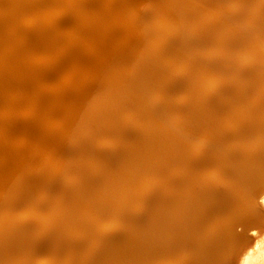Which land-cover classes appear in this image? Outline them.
Segmentation results:
<instances>
[{
	"label": "bare ground",
	"instance_id": "bare-ground-1",
	"mask_svg": "<svg viewBox=\"0 0 264 264\" xmlns=\"http://www.w3.org/2000/svg\"><path fill=\"white\" fill-rule=\"evenodd\" d=\"M140 1L150 3L168 29L164 34H150L144 23L147 16L133 14L124 19L120 15L117 22L126 20L123 25L129 27L114 24L100 34L111 40L108 45L96 47L94 58L103 63L97 66L98 62L88 58L96 65V73L87 76L88 82L97 92L84 89L73 97L71 88L64 85L60 91L63 98L84 105L62 104L67 106L62 113H51L43 127L46 138L39 135L37 127H30L41 120L40 113L50 102L44 98L42 103L46 90L33 87L29 101L25 91L33 85L23 83L24 77L18 72L21 65L16 64L19 59L15 65L6 58L0 62V76L7 75L0 82V264H251L252 257L261 251L264 106L258 103L264 97V71L251 66L244 72L239 59L256 60L264 68V5L255 6L254 0H235L221 5L220 12L218 9L208 14L205 8L196 10L190 0ZM74 5L78 9L87 6L68 0L55 10L70 12ZM18 11L16 7L11 12L13 25L20 22L16 20ZM88 16H92L88 11L72 15L74 29L80 30L79 24ZM44 20L49 19L45 16ZM176 30L187 36L184 48L194 46L210 54L209 49H216L215 58L205 62L179 54L174 42L167 40ZM188 36L193 37L194 44L188 43ZM41 37L42 43L50 39L46 30L41 31ZM176 40L182 42L181 37ZM3 43H7L6 54L17 52L11 48L16 39L13 44L11 38ZM245 47L248 52L240 49ZM139 51L147 54L142 60L147 75L129 76L127 86L112 67L122 64V56ZM85 55L79 52L73 56L89 63ZM43 59L38 68L49 71L53 61L48 50ZM211 63H219L223 73L218 75L215 69L204 67ZM29 65L37 67L31 62ZM243 73L245 80L241 79ZM174 76L177 78L172 79ZM188 77L192 78L190 83L179 81ZM137 83L141 86H135ZM168 83L173 84L171 93L166 88ZM158 86L169 93L164 89L165 96L155 95ZM239 86L243 97L236 93ZM168 94L170 98L164 100ZM155 97L170 109L152 107ZM132 98L143 99L141 102L155 115L148 113L149 117L142 118L141 106H134ZM115 99L124 105L118 106L115 116H108L105 108ZM183 105L189 106L182 110ZM189 111L194 115L191 121ZM29 114L31 119L24 122L22 117ZM101 116L116 119L115 134L106 137L110 142L121 140L123 145L115 150L116 156L103 154L93 144L103 134L97 123ZM170 120L182 126L161 127L162 123H172ZM55 127L63 129L56 131ZM184 131H190V135ZM86 135L78 156L90 160L68 166L61 164L59 157L49 160L48 152L44 154L42 149L48 143L52 146V138L82 140ZM7 143L13 146L5 148ZM18 143L29 145L25 150L27 154L35 153L30 156L33 161L16 149ZM77 159V155L69 156L71 161ZM105 162H110L108 167L103 166ZM41 164L53 169L46 167L39 177H32V166ZM154 203L160 209L157 220L151 211ZM140 219L147 223L141 224ZM167 220L172 223L162 224Z\"/></svg>",
	"mask_w": 264,
	"mask_h": 264
},
{
	"label": "rangeland",
	"instance_id": "rangeland-1",
	"mask_svg": "<svg viewBox=\"0 0 264 264\" xmlns=\"http://www.w3.org/2000/svg\"><path fill=\"white\" fill-rule=\"evenodd\" d=\"M67 1L68 0H0V62L4 58H6L7 59L6 61H12V63L15 65L16 60L19 59V61L16 64L21 65L18 72H19V75H23L24 77L23 83L24 84L30 83L33 85V86L29 85L25 91L26 97L28 98L29 101H31L29 93L31 95L32 91H35L33 87H37L38 89L44 88L46 90L44 91V94L42 95L43 97L42 103L44 102V98H49L50 102L47 104L46 110L45 108L43 109L44 113L43 112L40 113L41 120L38 123L30 124V127H37L38 131L40 130L39 135H41L43 138L47 137V135L45 134L43 130V127L48 122L49 117L57 116L59 113H62V111H64L65 107H67L68 105L69 106H73L74 104L78 106L84 105V102H79L77 104L76 102H73L68 98H63V94H61L60 91L62 90L64 85H65V88L66 87L71 88L69 92L72 93L73 97L77 96L75 93L83 91L84 89H88V90L91 89L97 92V90H95L96 88L90 87V82H88L87 76L95 74L96 72L93 71L94 67L96 65L100 66L103 63L102 61L100 62L101 64H99V62L94 58L95 52L98 53V50H96V47L104 45V44L108 45L111 43V40H109V38H104L100 36V34L106 31L107 29H110L111 27H113L114 24L123 25L127 23L126 20H119L117 22V19L119 18L120 15L122 16L121 18H124V19L129 18L130 15H133V14H141V16H147L144 23H145V26L150 30L149 31L150 34H155V35L164 34L163 31L168 29L165 25L160 23L162 22L161 20L163 19V17L160 19L161 14L157 10H155L151 6V4L148 2L142 4L140 0H77L78 3L84 2L87 6H84L78 9L77 5L76 6L74 5L73 8H71L70 12L63 10L60 13H57L55 9L57 7H61ZM234 1L235 0H190V4L194 5V8L196 10L200 8L207 9L208 14H209L210 12H218V9L221 7V5L227 6V4L234 3ZM245 4H246V1L244 2V5ZM252 4H254L255 6L256 4L264 5V2L262 3L261 0H254L252 1ZM234 5H239V4H234ZM16 7L20 9V11H18L19 18L16 19L17 21H20V22H15L16 25H13L14 21H12L11 18H14L15 20V17L11 16V12L14 10V8L16 9ZM174 9L178 10L179 6H174ZM80 11H88V13H91L93 17L88 16V18H85V21L79 24L81 25L80 30L77 31L74 29L73 18L71 17V20L68 21L67 19H65V17H67V15L69 14L75 16L76 13H79ZM219 12H220V9H219ZM41 15H42V19H40ZM32 16H35L34 17L35 19H32ZM43 16L44 17L47 16L49 20H44ZM37 17H39V19ZM97 17H100L101 19L102 18L103 19L99 20ZM27 18L28 20H31V21H28ZM109 18L112 19L111 23L108 21ZM199 19H203V18L199 17ZM263 21L261 20L260 22L262 23ZM119 25H115V26L120 27ZM237 25H239V23ZM255 25H258V29L261 28L257 22ZM63 26H67V28H63ZM123 26L129 27V25L127 26L123 25ZM238 27L239 26H237V28ZM28 29H30L31 31H29ZM43 30H46L49 33L50 39L42 43L41 31ZM26 31L31 32V34L26 35L27 33ZM80 32H82V35L80 34ZM135 37L136 36H134L133 38ZM179 37L182 38V42H178L176 40ZM185 37L187 36L182 30H176L175 33L167 37L169 38L167 40L168 42H170L171 40L174 42L173 45L180 52L179 54H184L185 56L190 57L192 59L195 58V59H200V60L207 62L208 60L212 61V59L215 58L213 55L216 53V49L208 48L209 49L208 51L212 52L210 54V52L205 53L203 51H198L194 46L193 48L191 47L190 50H187L186 48H184L183 39H185ZM8 38L12 39V44L14 40L16 39V43L12 45L11 47L12 51L14 50L17 51L16 53L6 54V44L7 43H3V42L6 41ZM188 41H189L188 43L194 44V43H191L193 41V37L188 36ZM146 42L151 43L152 40L146 39ZM195 43L198 44V39L196 40ZM16 46H19V48H16ZM240 49L244 52L249 51L246 49V47L240 48ZM45 50H48L50 54V59L53 61V66L49 71L41 70L38 68L42 64V61L44 60L43 58H44ZM79 52L80 54L86 53L85 56L87 57V60L89 63H81L80 61H78L79 57L73 56L74 54L79 53ZM242 55H245V53ZM146 56L147 54L145 52L140 53V51L137 52L136 54H126L122 56L120 58V61L122 62V64H117L115 67H112V70L114 72H118L119 81L124 80V82L127 85V78H129V76H136L138 78L146 76L148 72V68L145 66V64L142 65V60ZM88 58L95 62H98V64L96 65L91 64ZM162 60H164V58H160V61ZM243 60L239 59V62H240L239 66L242 65L241 68H244L245 70L244 72L249 70L251 66L256 67L257 70L260 72L264 71V68L261 67L262 65L258 64L256 60L255 61L249 60L246 57H244ZM30 62L33 65L35 63L37 67L30 66L29 65ZM212 64L213 63L206 64L204 65V67H207L209 69H215L217 71L215 73L218 75L223 73L224 69L221 68V65L219 63H217L216 66H213ZM202 68L203 67H201V69ZM100 71L102 75L107 79L108 75L102 69H100ZM27 72H30L29 77L27 76ZM54 73H55V76L53 75ZM6 77L7 75L0 76V82H3L2 80H6ZM31 77H34L32 81L27 80L28 78L30 79ZM175 78L177 77L174 76L172 79H175ZM242 78L243 80H245L244 73L241 75V79ZM109 80L111 81V79ZM189 80H192V78L190 77H188V79L183 78V79H180L179 81L190 83ZM179 84L180 86H182L181 83ZM135 86H141V85L137 83ZM160 88L161 87L158 86L159 90L155 92V95L159 93H162L164 95V89L166 92L169 93V91L166 90V88H168L171 93L173 90V84L168 83L166 85V88H163V87L161 89ZM142 89L148 94V91L146 90V88H142ZM90 92L88 94H90ZM240 92L241 91H240V86H239L237 88L236 93L239 95V97H243L242 94H240ZM82 93L83 95L87 96L85 91ZM115 93H116V90L114 91L113 94L108 95L105 99V102H107V100ZM169 98L170 97L168 94V96H166L164 100H168ZM64 99H66L69 102V104L68 102H65ZM76 99L77 98H73V100H76ZM139 99L141 101L143 100L141 98ZM154 99L155 100H153V102L151 103L152 107L156 109L162 108L164 111L167 109H170L167 103L157 99V97H155ZM133 101L132 103L134 106H138V107L141 106L139 114L143 115L142 118H146V116L149 117L148 116L149 114L152 116L153 114L155 115V113L152 110H150L151 109L150 106L148 107L146 106V104L142 103L141 101H137L135 99H133ZM227 103L229 102L226 101V105ZM62 104H65L67 106H63ZM210 104L213 106L212 110L215 112L216 111L215 105L212 102H210ZM122 105H124V102L121 103L120 101V103H118L115 99L114 102L108 104L107 107L105 108V110L108 109L107 115L115 116L116 114L115 111L117 110L118 106L121 107ZM186 106H189V105H186ZM186 106L185 105L181 106V109L183 110ZM191 106L193 108L195 105L190 104V107ZM39 107L40 106H38V108ZM98 111H101V108H99ZM149 111H151L152 113ZM51 113H52V116H51ZM193 116L194 115L192 111H189L188 119L190 121L192 120ZM22 119H24V122L28 121L29 119H31V115L29 114L27 117H22ZM115 121H116L115 118L114 119L107 118V120H105V118L102 116L98 118L97 123L99 126H101L103 134H100L99 138L93 143L94 145L98 146V149L103 154H107L111 157L116 156L115 150L118 149L119 145H123L121 140L119 142H117L116 140H114L113 142H110L106 138L108 135L115 134V131H114ZM169 122H172V123H166V124L162 123L161 127H167L170 125H176V127L182 126L180 122H176L172 120H170ZM57 123H58V120H57ZM192 128H197V127H192ZM62 129H63L62 127L60 128L57 127L56 131H59ZM93 133L97 134L95 129H93ZM186 133L190 135V131H187ZM179 139L180 138H178V140ZM86 140H87V135L82 140H78V139L69 140L63 137L58 138V139L52 138V141H53L52 146H50L48 143V146L42 149L44 151V154L45 152H48L47 157L49 158V160L52 157L54 160H56L59 157V160L62 162L61 164L71 166L72 164H76L81 161L90 160V158H87V159L82 158V155L78 156L79 147L82 144L86 143ZM12 143H14V141H12ZM12 143L5 144V148H11L13 146ZM27 145L28 144L23 145V144L18 143V147L16 149L24 151L26 160L33 161L31 160L33 158H30V156H33L35 153L27 154L28 151L25 150V147H27ZM237 146L239 147V149H241L239 145ZM1 150H2V145L0 146V151ZM73 155H77V158L79 159L74 160V161L69 160V156H73ZM11 157L12 159L14 158L13 155ZM1 162L2 161L0 159V163ZM104 164L106 165H103V166L108 167L107 165L110 164V162L108 164L105 162ZM46 167H49V169H53V166H49V165L48 166H45L42 164L33 165L29 174H31L32 177L33 176L39 177L46 170ZM109 167L115 168L114 165H111ZM42 195L43 193L40 194L38 200L41 199ZM151 211L154 212L153 213L154 219L157 220L158 214H160V209H156V203L152 205ZM153 237H156V235H153ZM260 239H262V243H261L262 249L260 252H258L255 255L256 259H255V256L252 257L253 259L251 261V264H263L264 263V260H263L264 259V237ZM261 260H262V263L260 262Z\"/></svg>",
	"mask_w": 264,
	"mask_h": 264
},
{
	"label": "water",
	"instance_id": "water-1",
	"mask_svg": "<svg viewBox=\"0 0 264 264\" xmlns=\"http://www.w3.org/2000/svg\"><path fill=\"white\" fill-rule=\"evenodd\" d=\"M52 14H53V13H52ZM71 17H72V15L69 14V15H67V17H65V19H67L68 21H70V20H71ZM65 19H64V20H65ZM259 96H260V98H261L262 95H259ZM259 101H260V102H259L258 104L261 106V108H263V106H264V97L262 98V100H259ZM257 109H258V108H256V110H257ZM258 116H259V115H258ZM258 116H256L255 121L257 120ZM67 127H68V126H67ZM67 127H66V128H67ZM68 129H69V128H67L66 130H68ZM64 132H66V131H63V132H61V133H64ZM245 142H246V141H244L243 143H245ZM256 142H257V143H260L259 140H257ZM206 148H207V150L209 149V147H207V146H206ZM202 155H203V154H202ZM202 155H200V156L202 157ZM255 157H257V155H256ZM204 160H205V159H204ZM150 192H151V191H150ZM153 193H154V192H153ZM27 194H29V193H27ZM209 208H211V207H209ZM147 217H148V216H147ZM148 218H149V222L151 221V222H154V223H152V224H156L155 222H157V221H155V220L152 221V220H151V217H148ZM146 219H147V218H146ZM146 219H145V220H144V219H140V220H141L140 223H141V224H142V223H143V224L147 223ZM138 222H139V221H138ZM167 222H168V223H172V221H168V220H167V221H164L162 224H165V223H167ZM215 222H217V221H215ZM162 224H161V225H162ZM149 225H150V227H151V224H149ZM217 226L219 227V229H221V226H220V225H217ZM217 226H216V227H217ZM148 227H149V226H148Z\"/></svg>",
	"mask_w": 264,
	"mask_h": 264
}]
</instances>
